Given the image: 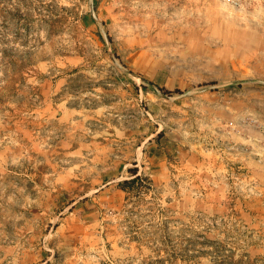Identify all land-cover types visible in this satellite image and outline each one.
Instances as JSON below:
<instances>
[{
	"label": "rangeland",
	"instance_id": "rangeland-1",
	"mask_svg": "<svg viewBox=\"0 0 264 264\" xmlns=\"http://www.w3.org/2000/svg\"><path fill=\"white\" fill-rule=\"evenodd\" d=\"M0 264H264V0H0Z\"/></svg>",
	"mask_w": 264,
	"mask_h": 264
},
{
	"label": "trees",
	"instance_id": "trees-1",
	"mask_svg": "<svg viewBox=\"0 0 264 264\" xmlns=\"http://www.w3.org/2000/svg\"><path fill=\"white\" fill-rule=\"evenodd\" d=\"M163 92L165 93H172V90H169L167 88H162ZM175 92H180L179 89L175 90ZM162 132H158L157 138L161 136ZM127 172L129 174V177L121 182H119V186L124 189H135L136 187L142 185L141 182L143 180L148 179L147 177H144L140 171L139 167L137 166V163L135 162L133 167H128ZM151 183V180H149Z\"/></svg>",
	"mask_w": 264,
	"mask_h": 264
},
{
	"label": "crops",
	"instance_id": "crops-1",
	"mask_svg": "<svg viewBox=\"0 0 264 264\" xmlns=\"http://www.w3.org/2000/svg\"><path fill=\"white\" fill-rule=\"evenodd\" d=\"M139 171H140V170H139ZM122 174H123V172L118 173V174H117V177H116V178H113V179H110V178H106V177H105L103 187H104V186H107V185H110L112 182H114V181H116V180L118 181V184H119V182L123 181V180H122V177H121ZM123 178H124V177H123ZM126 179H127V178H126ZM118 186H119V185H118ZM103 187H101V188H103ZM119 187H120V186H119ZM101 188H100V189H101Z\"/></svg>",
	"mask_w": 264,
	"mask_h": 264
}]
</instances>
